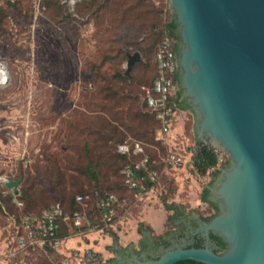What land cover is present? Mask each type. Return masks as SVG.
Masks as SVG:
<instances>
[{
    "label": "rangeland",
    "instance_id": "obj_1",
    "mask_svg": "<svg viewBox=\"0 0 264 264\" xmlns=\"http://www.w3.org/2000/svg\"><path fill=\"white\" fill-rule=\"evenodd\" d=\"M167 1H140L124 15L122 26L109 19L115 16L113 11L119 12L115 0L98 12L100 17L92 14L86 19L69 16L74 5L66 2L61 6L59 0H0L4 10V14L0 12V70L4 74L0 83V264H19V257L31 264H45L53 255L50 248L39 247L12 254L14 230L8 213H15L16 208L8 191L18 188L25 193L27 208L34 211L95 189L116 190L126 199L114 218L115 242L123 247L137 245V226L149 209L156 222L142 224L143 228L150 226L151 236L173 232L179 226L166 220L173 211L164 208L162 199L177 204L185 214H213L200 199L210 173L199 174L188 165L195 141L190 110L180 112L166 143L157 145L161 155L169 150L184 155V168L164 171L159 182L138 197L118 176L120 162L113 151L117 138L145 140L155 131L156 124L143 102L154 73V49L146 52L145 48L152 42L150 32L163 27L156 24L146 29L141 24L155 10L156 20H168ZM131 3L134 0H122L120 7ZM130 23L136 31L125 33ZM134 51L140 52L141 59L127 78L123 76L126 57ZM123 53H127L124 59ZM119 71L126 81L115 76ZM111 129L117 130L112 137ZM150 150L157 153L153 147ZM18 178L21 182L15 188L8 190L3 184L4 179ZM58 194L63 198H56ZM93 206L92 200L87 208ZM96 236L94 232L89 238ZM106 239L100 234L96 249ZM78 240L84 241L76 234L69 243Z\"/></svg>",
    "mask_w": 264,
    "mask_h": 264
},
{
    "label": "water",
    "instance_id": "obj_2",
    "mask_svg": "<svg viewBox=\"0 0 264 264\" xmlns=\"http://www.w3.org/2000/svg\"><path fill=\"white\" fill-rule=\"evenodd\" d=\"M177 25L178 87L195 140L224 152L209 187L218 213L137 264H264V0H168ZM141 54H127L130 78ZM21 182L4 179L9 190ZM144 256V255H143Z\"/></svg>",
    "mask_w": 264,
    "mask_h": 264
},
{
    "label": "built area",
    "instance_id": "obj_3",
    "mask_svg": "<svg viewBox=\"0 0 264 264\" xmlns=\"http://www.w3.org/2000/svg\"><path fill=\"white\" fill-rule=\"evenodd\" d=\"M75 1L66 0L69 5H74ZM154 63L156 74L151 86L145 88L144 98L147 106L154 112L160 123L156 139L165 142L166 136L176 123L180 112H185L178 106V101L182 98L179 95L178 82L174 79L178 68L177 57L174 50V41L167 34L161 38L157 45L154 52ZM203 142L210 146L215 153L213 169H221L227 160L226 154L212 146L209 141ZM116 151L120 154H131L138 157L137 160L128 162L123 166L121 170L123 174L122 184L128 190H131L135 197H138L142 191L147 192L152 189L151 187L147 190L141 183L146 178L139 171H144L151 181L156 179L157 174L149 169L151 159L140 142L130 138L126 139L117 145ZM185 166V156L179 151L169 150L166 153L163 160V171L179 170ZM17 194L18 189L11 192L12 201L21 209L23 204L22 201L16 198ZM84 199L82 195L75 196V201L83 207L85 206ZM125 200L124 197L112 192L105 193L97 199L95 206L100 214L103 228L115 229L114 217L117 215L118 208L125 203ZM64 222H72V225L76 228H81L84 225L90 226V221L85 212L79 210L68 212L58 202L49 205L38 214L21 211L18 224L15 225L11 222L14 230L11 237L12 254L26 252L37 247L43 250L50 248L53 255L49 257L45 264H108V259L102 252L95 249L89 242L87 235L90 231L77 234L84 241L78 240L73 246L66 247V239L71 237L58 236L60 224ZM103 228L98 230H103ZM64 248L65 250H63ZM18 262L19 264H31L24 257H19Z\"/></svg>",
    "mask_w": 264,
    "mask_h": 264
},
{
    "label": "trees",
    "instance_id": "obj_4",
    "mask_svg": "<svg viewBox=\"0 0 264 264\" xmlns=\"http://www.w3.org/2000/svg\"><path fill=\"white\" fill-rule=\"evenodd\" d=\"M110 1L111 0H76L74 3V7H73L74 12L73 13L68 12V14H69V16H72V14H74L78 18H84L85 17V19L88 18L89 16H91L92 14L100 17L101 14H98V12H100L106 6L107 2H110ZM115 1H116V4L114 7L116 10H119V12L113 11L114 12L113 14L115 16H112L109 19L112 21L118 20L120 22V24L123 26V25H125L124 18H123L124 15L126 13H128L129 11L131 12L132 9H134L140 1H144V0H134V3H131L129 6L127 5V7H125V8L120 7L122 0H115ZM46 2H48V0H46ZM55 3H58V2L56 1ZM59 4L61 6L66 5V0H61V3L59 0ZM82 10H84V11H82ZM149 11H151V10H149ZM0 12L4 14L3 8H0ZM157 13H158L157 10H155L153 12V14H156V15H157ZM169 13H170V11H169ZM144 14H147L146 10L144 11ZM153 14L150 18L148 17L147 19L143 20V23L141 24L142 27H145L146 29H148V28H151L153 25L155 26L156 24H162L163 30L157 31V32H150L149 36L151 35V41L152 42L147 48H145V51L150 52V51H152V49H154V52H155L157 45L161 40V35L164 32L173 39L174 50L176 51L177 50V44H178L177 25H176L175 20L172 18L171 13L169 14L168 20H164L162 22H160V20L157 18V20L159 21L158 22L156 20V16ZM130 15L132 16L131 17L132 19L135 17L134 14H132V13H130ZM135 19H136V17L133 19V21H135ZM124 30H125V33L128 30L136 31V29H134L133 23L127 24L125 26ZM124 51H126V49H124ZM126 54L127 53L122 54L123 59L126 56ZM155 74H156V66L154 63V73L150 78V85L149 86H151V83L153 81V78L155 77ZM115 76L117 78H119L120 80H125V78H123V76H122L121 71L117 72L115 74ZM174 79L178 82V75L177 74L174 76ZM179 95L181 96L180 91H179ZM143 102H144L145 108L149 112L148 114L153 118V120L156 124L155 131L153 132V136L150 139H145V140L144 139L142 140L140 138H131V139L139 141L140 144L143 146L145 152L149 155V157L151 159V162L149 164V169L151 171H155L157 174L156 179L154 181H151L148 178V175L144 171H139V173L143 174L146 178L141 183L148 190L151 187L155 186L156 183L159 182V179L161 178L162 173H164V171H163V160H164L165 155H161L159 152V149L157 147V145H160V144L164 145L163 140H161V139L157 140L156 139L157 132L160 129V123L156 119L154 112L147 106L144 96H143ZM178 106H179V108H181L183 110H189V105L185 102L184 99H181L180 101H178ZM124 125L122 124V126H124ZM116 131H117L116 129H111V133L113 135H111L110 137L114 136L116 134ZM146 132H147V129L145 128V129H143L142 134L145 135ZM124 140H126V139L117 138V141L114 143V147H113L114 155L120 162L119 167H118V176H119L120 182L122 181V178H123V174L121 172L123 166L128 162H133V161L138 159L137 156H134L131 154L130 155L120 154L116 151L117 145L119 143L123 142ZM149 142H151V143H149ZM150 147H153L154 149H156L157 153L152 152L150 150ZM189 165L191 167H193L196 170V172H198L199 174L203 175L207 172L210 173V179L208 180V183H206L203 186V189L200 193V199L203 202H205L209 206L210 209L213 210V214H211L209 216H202L200 214H196L201 218V220L203 222H209L210 219L218 213L217 204L215 202L211 201L209 198V194H210L209 187L213 184L216 177L220 173V169H213V167L215 165V153H214V151L212 150V148L210 146H208L207 144H204L203 141H199V140L196 141L195 140L194 144H193V153L191 156V162L189 163ZM228 166H229V160L227 158V160L224 163V165L222 166V168H226ZM88 169L90 170L91 176H93L95 178V171H94V169L91 168V165L88 166ZM110 192L118 194V192L116 190L102 191L100 189L99 190L98 189L93 190V192H91V194H82V193L77 194V195H82L85 198L84 199V204H85L84 207L80 203L75 201V196L71 197L69 199H66L64 201H56V202L60 203L63 206V208L68 212H73L75 210L85 212L87 218L90 221V226L84 225L81 228L74 227L72 225V222L61 223L60 227L58 229V236H60V237H72V236H75L76 234H79V233H88L89 231L91 232V231H94L96 229L103 228L104 225L100 220V214H99L98 209L96 208L95 204H96V201L99 197L103 196L105 193H110ZM8 193H9L8 198L12 202V195H11L10 191H8ZM16 198L18 200L22 201L23 206L21 207V209H19L16 206V204L14 202H12L16 208V212L15 213H8L9 214L8 215L9 221L14 223L15 225H17L19 222V217H20L21 211L32 212V213L38 214L44 209L43 208L39 211H34V210L28 209L26 202H25V193H23V191L20 188H18V194H17ZM56 198H63V196L58 194L56 196ZM92 200H93L94 206L91 210H89L87 208V206ZM56 202H54V203H56ZM162 203H163V206L166 210L173 211V214L168 215L166 217V220L174 223V221L178 218V214H179L178 209H180V207L175 203H167L165 201V199H162ZM47 207H45V208H47ZM62 228H64V231H62ZM103 230L112 237L113 241H115L118 238L117 234L111 228H103ZM137 231L139 234H143V235L151 234L150 226H146L143 228L142 221H140L138 223ZM166 233H168V232H166ZM165 234L159 236L158 238L161 239L163 244L166 245L167 241H165L163 239ZM174 264H202V263L194 262V261H190V260H184V261L176 262Z\"/></svg>",
    "mask_w": 264,
    "mask_h": 264
},
{
    "label": "flooded vegetation",
    "instance_id": "obj_5",
    "mask_svg": "<svg viewBox=\"0 0 264 264\" xmlns=\"http://www.w3.org/2000/svg\"><path fill=\"white\" fill-rule=\"evenodd\" d=\"M210 195V194H209ZM178 218L174 221L175 224L179 226L173 232H164L163 239L167 241V244H163L162 240L158 237H153L151 234L143 235L140 234V238L137 242V245L127 244L123 248H119L114 251L113 256L109 259V264H137L138 261L143 260H153L157 258L156 253L162 249L166 248L179 238L182 233L183 225L186 220H195L203 222L201 218L196 215L194 212L185 214L182 209H178ZM163 240V241H164ZM144 255V256H143Z\"/></svg>",
    "mask_w": 264,
    "mask_h": 264
},
{
    "label": "crops",
    "instance_id": "obj_6",
    "mask_svg": "<svg viewBox=\"0 0 264 264\" xmlns=\"http://www.w3.org/2000/svg\"><path fill=\"white\" fill-rule=\"evenodd\" d=\"M173 130H174V129H171L170 132H172ZM148 220H149V221H148ZM141 221H142V222H143V221H147V223H149L150 225H152L151 222H152L153 224H154V222H156L155 217H154V213L152 212L151 209L148 210V213L144 215L143 220H141ZM162 221H163V220H162ZM116 223H117V222H116ZM115 225H116V224H114V227H115V229L113 230L114 232L116 231V226H115ZM153 226H154V225H153ZM94 232L98 233V236L93 237L92 239L89 238V236L92 235V233H94ZM115 233H116V232H115ZM162 233H164V232H156L157 235H161ZM100 234H103V235L107 236V239H106L104 242H102L101 248H100V249H97V250L101 251V252L104 254V256H105V257L108 259V261H109V259L113 256L114 251L118 250L120 247L123 248V245H121V246H120V245H117V243H116L115 241H113V239H112V237H111L110 235H108L107 233H104V230H98V229H96V230L90 232V233L87 235L89 242L94 246L95 249L97 248V247H96V244L99 242ZM139 235H140V234H139ZM71 238H72V237H71ZM71 238L66 239V242H65V246H66V247L73 246V245L76 243V242H75L74 244H70L69 241H70ZM98 248H99V247H98ZM101 249H102V250H101ZM63 250H65V248H64ZM105 253H108V256H106ZM108 264H109V263H108Z\"/></svg>",
    "mask_w": 264,
    "mask_h": 264
},
{
    "label": "bare ground",
    "instance_id": "obj_7",
    "mask_svg": "<svg viewBox=\"0 0 264 264\" xmlns=\"http://www.w3.org/2000/svg\"><path fill=\"white\" fill-rule=\"evenodd\" d=\"M4 80V74L0 70V83Z\"/></svg>",
    "mask_w": 264,
    "mask_h": 264
}]
</instances>
